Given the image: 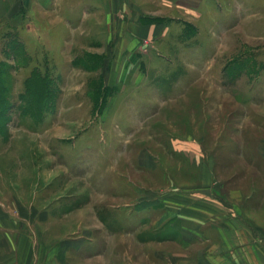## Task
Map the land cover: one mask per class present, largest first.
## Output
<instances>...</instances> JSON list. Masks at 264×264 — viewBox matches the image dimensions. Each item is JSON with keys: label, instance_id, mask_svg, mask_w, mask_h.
<instances>
[{"label": "rangeland", "instance_id": "1", "mask_svg": "<svg viewBox=\"0 0 264 264\" xmlns=\"http://www.w3.org/2000/svg\"><path fill=\"white\" fill-rule=\"evenodd\" d=\"M71 2L36 45L17 28L0 29V63L12 73L11 108L1 121L0 200L11 195L45 207L57 220L43 226L46 236L67 232L62 223L72 216L92 220L97 243L86 249L95 254L99 219L108 213L102 205H118L121 186L159 194L199 188L205 166H214L228 196H255L247 208L260 219L264 0H204L201 23L191 15L168 19L172 32L143 52L127 50L138 38L117 33L118 19L107 16L102 0ZM32 73L49 79L40 104L25 100ZM182 145L188 150L179 153ZM142 192L136 198L147 197Z\"/></svg>", "mask_w": 264, "mask_h": 264}, {"label": "crops", "instance_id": "2", "mask_svg": "<svg viewBox=\"0 0 264 264\" xmlns=\"http://www.w3.org/2000/svg\"><path fill=\"white\" fill-rule=\"evenodd\" d=\"M71 1L0 0V29L9 32L17 28L29 44L36 45L40 35L49 36L54 23L61 22L60 13L72 8ZM102 1L110 6L107 16L118 19L116 32L129 31L132 39L138 38L137 46L127 47L133 52H143L144 44L172 32L168 19L174 23L191 15L201 23L208 17L202 11L204 0H195V6L189 5L190 0ZM244 24L249 25L247 21ZM186 146L177 151H187ZM258 146L257 155L264 160V141ZM202 173L199 188L179 191L172 187L159 194L137 185L132 189L121 186L123 196H117L118 205H102L108 213L99 219L101 252L95 254L86 249V245L97 243L92 220L71 213L62 223L67 232L53 229L52 235L46 236L43 226L53 228L57 220L50 219L45 207L20 198L10 201L11 195L5 196L0 200V264H95L97 258L99 264H142V260L143 264H253V259L264 264V209L254 221L247 208L257 202L254 195L233 191L228 196L214 166H205ZM261 174L264 176V171ZM260 191L263 195L264 182ZM141 192L147 197L136 198ZM130 195L135 196L133 202L128 201ZM118 209H123V215ZM113 210L117 211L115 219L110 218ZM118 222L123 225L114 228ZM81 238L85 239L80 246ZM142 251L143 257L139 256Z\"/></svg>", "mask_w": 264, "mask_h": 264}, {"label": "trees", "instance_id": "3", "mask_svg": "<svg viewBox=\"0 0 264 264\" xmlns=\"http://www.w3.org/2000/svg\"><path fill=\"white\" fill-rule=\"evenodd\" d=\"M12 47L13 43L11 44ZM10 67H6V64L0 63V134H3V126L1 121L6 118L5 113L11 108L10 96H11V77ZM49 79L47 76H42L37 73L32 75L26 80L24 86V95H26V102L33 100V104H40L39 94L42 89L48 88ZM49 95V90L45 92ZM44 93V95H45ZM24 98V97H23ZM30 98V100L28 99ZM46 98V95H45ZM38 102V103H37ZM26 110V109H25Z\"/></svg>", "mask_w": 264, "mask_h": 264}]
</instances>
